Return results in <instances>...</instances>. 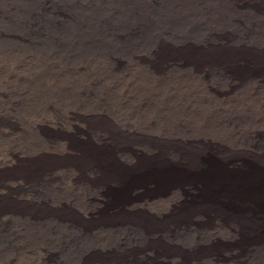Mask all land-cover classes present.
<instances>
[{
  "label": "bare ground",
  "instance_id": "1",
  "mask_svg": "<svg viewBox=\"0 0 264 264\" xmlns=\"http://www.w3.org/2000/svg\"><path fill=\"white\" fill-rule=\"evenodd\" d=\"M0 264H264V0H0Z\"/></svg>",
  "mask_w": 264,
  "mask_h": 264
}]
</instances>
